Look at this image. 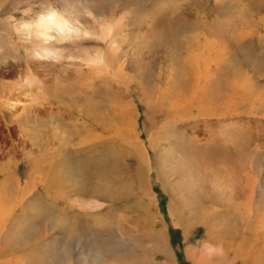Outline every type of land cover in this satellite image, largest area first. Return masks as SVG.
I'll return each instance as SVG.
<instances>
[{"label":"rangeland","instance_id":"obj_1","mask_svg":"<svg viewBox=\"0 0 264 264\" xmlns=\"http://www.w3.org/2000/svg\"><path fill=\"white\" fill-rule=\"evenodd\" d=\"M153 1L156 0H0V108H2L0 131L2 137L7 138L5 143L0 141V146H2V148L0 147V161L5 167L9 166L8 173L10 174L5 178L0 173V187L2 179L7 180L4 181L5 188L0 189L4 191H0V199L2 202L4 201L0 206L3 204V207H8L9 212L5 219L7 221H4L7 225L10 217L21 215V221H18V226L16 225L14 233L10 234L8 242H0V260L2 262L6 263L12 260L16 256L15 252L21 251L24 254H29L36 251L38 245L48 246L47 240H43L47 224L60 220V218L68 221L72 231L77 230L79 220L85 219L87 228L97 238L98 230L95 222L92 221L93 206H90L91 198L95 195L102 196L107 202L104 211H102L107 216H114V219L117 216L115 213L119 214L125 211V214H130L127 221L131 224L130 226L138 220V223H144V218L141 215L143 207L140 196L143 191H139L138 185L142 174L147 173L145 169L149 170L150 167V172L144 182L147 183L146 189L149 188L147 190L155 197V201L151 200V206H148V210L152 214L156 212L158 215V218H154L152 222L155 227H153L154 231L160 234V238H163L164 229H156L164 226L177 264H192L186 256V245L197 244L204 238L205 230L195 226L186 232L187 229L183 228V225L177 226L176 218L170 211V203L173 200L174 208L179 209L186 221L188 214L186 211H191L190 207L186 205V198L188 199L186 184H189L190 176L203 178L204 183L201 182L203 185L201 190L207 193V179H212L213 175L218 173L219 166H206L201 171L190 170L191 175L188 176L186 172V153L188 154V152L186 151L190 148L186 146L192 132L198 131V134H204L205 139L208 135H216L214 140L210 141L213 149H218L216 152L221 153H214L218 155L215 156L216 161L224 167L226 164V167H230L229 170L233 168L232 176L236 180L249 161L254 158L252 161L255 166L254 170L259 176L257 193H264V0H221L218 8L215 0H160L163 1L165 7H168V10L160 13L159 22L157 20L155 23V27L158 25L157 34H159H156L155 40L150 43L149 50L147 49L146 54L143 55L145 59L142 60L139 55L135 54L140 34L144 31L141 19L145 7ZM67 8L82 13L83 17L80 20L82 28L62 41L60 60H51L44 65V69L50 72L52 77L57 76L60 79L51 82V87L46 90L45 95H41L38 106L18 112H14L13 109L5 111L6 107L2 106L4 101L8 102L19 97L21 89L14 87L9 92H5L2 87L6 83L14 81L17 72L34 68L39 63L32 55L35 46H32L30 39L23 34L26 32L23 30L24 25L30 23L32 19H37L46 10L63 16L64 11L68 10ZM121 11H128L127 13L131 14L126 15L124 27L117 33L115 42L120 50L118 52L120 64L126 72L134 77L131 82L128 85L97 82L87 90L78 86L68 89H63L61 86L54 88L53 85L59 86L68 78H72L74 72L70 66V56H91L98 48L104 49L107 46L108 39H98L95 34L105 33L107 24L119 16ZM218 12L223 16L219 17ZM138 14L141 17L136 16ZM137 17L141 19L138 20ZM224 21L228 22V26L223 24ZM33 30L34 27L30 31ZM86 30L90 34H87ZM235 33L237 36L234 38ZM213 36H215L216 43L223 44L227 49L225 52L227 58L221 60L222 70L218 75L220 79L218 85L215 84V89L212 90L208 84L201 88V83L203 84L204 80L201 82L198 80L199 69L196 66L203 64L198 58V55L202 53L193 52H196L197 49L201 50L207 56V63L216 62L218 54L215 43V46L201 47V43L205 42L204 39H211ZM120 41L122 43H119ZM204 48H211L215 52H204ZM137 62L139 64H136ZM76 67L82 68L83 66ZM183 69L185 70V80L180 77ZM234 76L246 84L241 86V84L230 83ZM172 80L177 83L176 89L172 86ZM244 88L248 91L245 92ZM201 91L212 94L209 96L210 101L199 97L198 94ZM149 96L153 98H149ZM248 96L252 98L249 99ZM144 98L149 101H143ZM64 99L73 101L74 104L69 103L68 100L66 103L63 101ZM89 99L93 100L90 102ZM153 99L158 101L157 104ZM170 99L184 107H177L175 111H172L170 106L173 101ZM186 100L189 103L188 108H186ZM85 101L88 102L87 105H85ZM63 102L66 103V106ZM162 102L165 104L163 105ZM118 104H121L124 111L120 109V106H116ZM167 104L169 105L167 106ZM210 106L217 108L218 113L213 117L206 115L208 110H211ZM79 108L80 111L82 110L81 112ZM134 108L135 114L129 112ZM85 112L93 113V122L91 119L83 120L81 116L85 118ZM186 112L190 115L186 116ZM130 113L134 117H131ZM122 115L126 116L121 120ZM125 119L124 135L118 133L116 128L122 127ZM71 121H74L75 124L78 122L77 130L72 128ZM26 123H29L32 129L36 126L34 129L36 133L30 136L32 145L29 144L28 139L22 141V136L18 135V126ZM86 124L87 126H85ZM53 125L56 126L54 132ZM82 127L87 128L84 130ZM11 130H15V132L13 133ZM224 130L225 132H222ZM56 131L59 135L65 134V140L61 145L55 141L60 137ZM98 133L101 134L99 139L104 141L96 146L92 143L94 137L91 136L99 135ZM229 133L230 137L225 140L229 142L231 136L234 135L232 146L227 143V148H225L226 146L221 144L218 134L229 136ZM103 137L104 139H102ZM35 138L36 140H34ZM191 140L196 145L199 144V141H194L193 138ZM201 145L204 146V144ZM197 146L200 147V145ZM181 147H183V151H181ZM225 149L226 152L222 153ZM145 154L150 161L142 159ZM183 154L185 157H182ZM63 166L64 171H67L66 174L71 172L68 184L75 182L77 193L81 191L80 186L83 185V192H79L82 194L80 195L83 211H78V206H68L71 203L70 199L64 198V196L60 198L59 194H55L59 179L54 177L50 180V177L54 174L55 167L59 171ZM222 175L224 174L220 176ZM24 181H28V187L25 190L21 188ZM61 182L67 183L66 180ZM63 188V191L72 192L67 186ZM28 190L29 192H27ZM172 191L173 194L180 192V197H178L179 193L173 197ZM23 192L25 193L23 194ZM205 193L201 196L202 200L205 199V196L207 197ZM28 197V203L36 213L35 215H38V220L23 216L25 206L22 202H25ZM262 198L257 197L258 211L264 204ZM107 205H110L111 210ZM110 211L111 213H109ZM178 214L180 213L178 212ZM230 214L232 221L235 215L232 212ZM137 215L138 217H136ZM253 221L256 225V217L251 218V223L254 225ZM90 224L91 226H89ZM22 226L29 230L26 234L22 233ZM6 227L2 229L0 241H2ZM79 233L80 231L77 230V237ZM186 233H189L187 238ZM69 238L70 232L59 246L62 256L64 255L63 264L67 262L66 249ZM11 239L14 244H11ZM97 239L102 244V233ZM108 239L105 237V240ZM112 243L113 240L109 239V247ZM3 256L4 258H2ZM154 259L161 261L164 258L162 254H156Z\"/></svg>","mask_w":264,"mask_h":264},{"label":"bare ground","instance_id":"obj_2","mask_svg":"<svg viewBox=\"0 0 264 264\" xmlns=\"http://www.w3.org/2000/svg\"><path fill=\"white\" fill-rule=\"evenodd\" d=\"M215 3H216L217 8H218V6L221 4V0H215ZM66 6L67 7L69 6L67 4V2H66ZM131 6H133V5H131ZM145 6H143V7H145ZM134 7H135V5H134ZM167 10H168V7H165L163 5V1L156 0V1H153L151 4H148L145 7L143 15H142V19L139 18V19L143 20V21H141V25H142V27H144V31L142 34H140V41L137 44V49H136L137 53H135V54L139 55V57L142 60L145 59V56H143V55L146 54L147 49L149 50L148 47L150 46V43H152V41L155 40L154 37L156 36L157 29H158V25L155 27V23L157 20H158L157 22H159L160 13H162L163 11H167ZM125 11H126V9H125ZM132 11L134 12V10H132ZM127 12H122L119 16L113 18L107 24L106 30L105 31L103 30L105 33L95 34L96 38H98V39H106V40L108 39L107 40L108 44L104 49L103 48H98L97 50L95 49L96 50L95 53L91 56H78V55L70 56V58H71L70 66H71V69H73L72 72H74L73 76H72V78H68L65 82H63L59 86L53 85L54 88L61 86V87H63V89H68V88H72L73 86H78L81 89L87 90L89 88H92L95 85V83H97V82L101 83V84L102 83H111V84H116V85H128L131 82V80L134 77L130 73L126 72L123 69L122 65L120 64V54L118 53V52H120V50L117 48V45H116L117 42H115V39L117 37L116 35H118L117 33L121 29H123V27H124V21H125V18L127 17L126 15L131 14V13H127ZM218 15H219V17L223 16L222 13L220 14L219 12H218ZM136 16L141 17V15H139V14ZM82 17H83L82 13H80L77 10H75V11L72 10V8L65 10L63 16H60L53 11H47L46 10V11H44V13H41L37 17V19H32V21L30 23L24 25L23 30H25L26 32L23 34H25V36H27L30 39L32 46H35V48L32 51V55L35 57V59H37V61L39 63L38 64L36 63L37 65H35L34 68L33 67L31 69L27 68L26 70H24L20 73L17 72L15 80L12 82L6 83L2 87V89L5 92H9V90L14 88V87H16V88L20 87V89H21L19 97H17L14 100L8 101V102L4 101V104H2V106L6 107L5 111H11V109H13L14 112H18L20 110L24 111V110H27L31 107L38 106L40 104L39 99H41V95L42 96L45 95L46 90L49 87H51L50 86L51 82L52 81L54 82V81L60 79L57 76L55 78L52 77L51 73L44 69V65H45V63L50 62L51 60H60V55H61L60 47H62V45H63L62 41L64 39H67V37L72 36L73 33H76V32L81 30V28H82L81 22L82 21H80V20L82 19ZM31 18H33V17H31ZM137 19H138V17H137ZM223 24H225V26H228L227 21H224ZM31 25H32V27H31ZM138 26H140V24ZM33 27H34V30L30 31ZM142 27H140V28H142ZM87 28H85V29H87ZM88 31H90V30L88 29ZM88 31L86 33L90 34ZM139 31H141V30L139 29ZM233 36L235 38V36H237L236 33ZM214 37L215 36H213V38H211V39H208V38L204 39L205 42L201 43V47H208V46L211 47L215 43V45L217 47V54H218L216 62L207 63V56H205L201 50L197 49L196 52H193V53H202L201 55H198L199 56L198 58H200V60H201L200 62H202L203 64L196 66L199 69V72L197 73V75H199L198 80L200 82L204 80L203 84L201 83V88L208 84V86L211 87L212 90L215 89V84L218 85V82L220 79V77L218 75L221 73V70H222L221 60L223 58H227V56L225 55V52L227 51V49L225 48V46H223V44L221 45L219 43H216ZM243 37H245V36H243ZM91 38H92V36H91ZM100 41H103V40H100ZM119 43H122V42L120 41ZM204 52H215V51H213L211 48L210 49L206 48ZM41 61L43 63H40ZM139 63H140V61H139ZM139 63L137 62L136 64H139ZM76 66H83V67L80 68V67H76ZM38 68H40V69H38ZM232 70H233V68H232ZM182 71H183V73H182ZM182 71H181L180 77L182 80H185L186 79L185 78V70L183 69ZM192 72H193V70H192ZM169 75H171V74H169ZM175 79H176V77H175ZM135 81H136V79L134 80V84H135ZM172 81H173L172 86L174 87V89H176L177 83L174 82L175 80H172ZM230 83L241 84V86H242V84H246L239 79L237 80L236 76H234V78L231 80ZM138 88L140 89V86ZM53 91H55V90H53ZM205 91H206V88H205ZM244 91L247 92L248 90L244 88ZM78 92H79V90H78ZM168 92H170V91H168ZM168 92H167V94H168ZM171 92H172V90H171ZM193 92H195V91H193ZM178 93H180V92H178ZM198 93H200V92H198ZM143 95H145V94H143ZM168 95H170V94H168ZM198 95H199V97H201V99L203 98L205 101H208L209 96H211L212 94H207V93L201 91V93ZM225 95H226V93H225ZM250 96H251V94H250ZM250 96H248L249 99L252 98V97L250 98ZM151 97L152 96H149V98H151ZM239 97H241V96H239ZM86 98H88V97H86ZM155 98H157V97H155ZM169 98H171V97H169ZM93 99H91V100H93ZM67 100L64 99L63 101L66 102ZM70 100H71V98H70ZM91 100L89 99L90 102H91ZM153 100L155 101V99H153ZM157 100H159V99H157ZM170 100L173 101V99H170ZM59 101H60V99H59ZM143 101L148 102L149 100L147 98H144ZM70 102L71 101H69V103ZM150 102H152V101H150ZM157 102H156V104H157ZM176 102L177 101H173L171 103L170 108L172 111H175L177 109V107H179V108L181 106L184 107V105H178ZM66 103H64L65 106H66ZM84 103H85V105H87L86 103H88V102L85 101ZM162 103H163V105L165 104V102H162ZM57 104H59V103H57ZM72 104H74V103H72ZM209 104L212 105V103H209ZM85 105H83V106L85 107ZM89 105H91V104L89 103ZM168 105L169 104H167V106ZM186 105H187L186 108H188L189 103H187V100H186ZM57 106H59V105H57ZM75 106H77V105H75ZM116 106H120V109L123 110L121 104H118ZM71 108H72V106H71ZM1 109L2 108H0V110ZM79 111H80V108H79ZM129 112H132L135 114L136 113L135 108H134V110L133 109L129 110ZM0 113H2V110ZM85 113H84L85 118L83 116H81L83 118V120L84 119H87V120L91 119V122H93L92 121V119L94 120L93 113L92 114L89 112H85ZM217 113H218L217 108L215 106H212L211 110H208L206 115L207 116L210 115L213 117ZM121 114H122V112H121ZM121 114H120V116H121ZM188 114L190 115V113L186 112V116H188ZM126 115H124V116L122 115L123 117H121V120ZM131 115H132L131 117H134L133 114H131ZM175 115H177V114H175ZM203 119H204V117H203ZM83 120H81V121L83 122ZM180 120H182V119H180ZM123 122H124V125L122 127L116 128V129H118V133L124 134V129H125L124 127H125L126 119ZM83 123L85 124V122H83ZM83 123H81V124H83ZM76 124H78V122H76ZM76 124L74 121H71L72 128H75V130H77ZM85 126H87V124ZM35 127L32 129L31 125H29V123H26L25 125L23 124L21 126H18V132H19L18 135H21L23 138L21 140L27 141V139H28L29 144L32 145L33 142H31L30 136H31V134L36 133L34 130ZM42 127H40V128H42ZM55 127L56 126H54V128H53V132L55 130ZM86 128H83V129L85 130ZM43 129H44V127H43ZM50 129H52V128H50ZM127 130H125V131L127 132ZM11 131H13V133L15 132V130H11ZM11 131H10V133H11ZM226 131L229 132L228 130H226ZM197 132L196 133L192 132L190 136H191V138L194 139V141H199V144H197V145H200V147L197 146L193 142V140H191V138L189 139V141L187 140L188 144L186 147L190 148L186 151V152H188V154L186 153V166H187L186 172H187L188 176L191 175L190 170L201 171L206 166H214V165H217V166L219 165L217 168L218 169V173H217L218 176H220L221 174H224V175L218 177L216 174V175H213L212 179H207V186H206V188L208 187L207 193H205L206 191L202 192L203 190H201V188H202L201 186H203L201 184V182L203 181V183H204V179L203 178L200 179L198 177H193V175L190 176L189 184H186V187H187L186 192H188V199L186 198V205H188L190 207L191 211H186L188 213L186 216V221L184 220L185 218L182 215V213L179 211V209L174 208L173 200H172V203H170V207H171L170 211H171V214L176 218L177 223H175V224L177 226H179V224L183 225L184 226L183 228L187 229L186 232H189V230H192L193 228H195V226L202 227L205 230L204 238H202L200 241H198L197 244L186 245V256H187L188 260L192 264H264V204L261 207L262 209L260 211H258V209H257L258 208L257 197H263L262 199L264 200V193L263 192L261 194L257 193V191L259 189V176H257V174L254 170L255 166H254V163L252 162L254 160V158L252 157L253 158V160L251 159L252 161L248 160L249 163L247 164V166L243 170V172L240 173L241 175H240V177H238V180H236L232 176L233 168H232V170H229L230 167H226V164L224 167V166H222V164H218V162L216 161L215 156H218V155H215L214 153H219V152H216L218 149L214 150L213 146L210 145L211 139L213 141L214 138L216 137V135H213V136L208 135L207 139H205V137H204L205 135L203 133H202L203 135H200ZM222 132H225V130ZM45 134H47V133H45ZM56 134H58L57 131H56ZM63 135L61 133V135H59L60 136L59 139L55 140L59 145H61L62 141L65 140V134L63 133ZM218 135L220 137L221 144L226 146L225 148H227V143L229 144V146H232V142H233L232 137L234 135L231 136L229 142H227V140H225V139H228L230 137V133H229V136H226V135L221 136L220 134H218ZM227 135H228V133H227ZM54 136L55 135H53V137ZM79 137H80V135H79ZM91 137L92 138L94 137V141H92V143H94V145H96V146L98 145V143H102L104 141V140L99 139V137H101V134H99V135L96 134V136H91ZM196 137H198V139H196ZM0 138L2 139V140L0 139V141L1 142L3 141L2 143H5V139H7V138L5 137V139H4V137H2L1 131H0ZM46 139H48V138H46ZM66 139L68 141V138H66ZM102 139H104V137ZM34 140H36V138ZM86 140H88V139H86ZM91 140H93V139H91ZM201 144H204V146H202ZM0 147L2 148V146H0ZM218 147H220V146H218ZM92 148H93V146H92ZM182 148L183 147L180 148L181 151H183ZM220 149L222 150L221 147H220ZM135 151L136 150L134 149V152ZM224 152H226V149L222 153H224ZM131 153H132V151H131ZM219 154H221V153H219ZM182 157H185L184 154L182 155ZM142 159L144 161H146V160L150 161V159L147 157L146 154H145L144 158L142 157ZM64 166L61 167V169L59 171H57V169L55 167L54 168V170H55L54 174L51 175V177H50V180H52V178H54V177L59 179L58 189H56L55 194H59L60 198L64 196V198L70 199L71 203L68 202L69 203L68 206H71V207L78 206L77 210L83 211L84 208L81 209L82 204H83L81 201L82 200V198H81L82 194L81 193L83 192V188H82L83 185L80 186L81 191H78V193H77V188H76L75 182H73L72 184L71 183L68 184V180H70L69 175L71 173L70 172L71 170L69 171L70 172L69 174H66L67 171L66 170L64 171ZM8 167H5L4 164H2L0 161V173H2L3 177L10 175L8 173V170H9ZM199 167H202V168H199ZM243 167H244V165H243ZM65 169H66V167H65ZM222 169H223V172H222ZM145 170L147 171V173L142 174V176L139 179V185H138L139 189H140L139 191H143V193H141L140 196H141V200H142L141 206L143 207L142 208L143 214H141V215H142V218H144V221H143L144 223H138L139 220L137 219L138 221H136L135 224L132 223L133 225L130 226L131 224H129L127 222L129 220L130 214H125L126 213L125 211L124 212L122 211L119 214L115 213V215H117V216L114 219H113L114 216L113 217L111 215L107 216L105 214V212L102 213V211H104V207L106 206L105 203H107V202H105V199L102 196H100V195L96 196L95 195V197H93V198L90 197L92 199V203L90 202V206H93V212L92 213L94 214V215H92V221L95 222L96 229L98 230V237H100V235L102 233V238H103L102 244H101V241H99V239H97L98 237L96 238L94 236V234L89 231V229L87 228V224H86L87 222H85V219L82 218L77 223V230L80 231V233L78 234V237H77V235H76L77 230L72 231L69 227L68 221L67 220H61V218H60V220L51 221L47 224L46 232H44V234H43V240H47L48 246L38 245L36 251H34L35 253L31 252L29 254H24L21 251L15 252L16 256L12 260H10L6 263L4 261H3L4 262L3 263L0 260V264H63L64 255L62 256V253L60 251L59 246H60L61 242L63 241L64 237L69 232H70V238L68 239V242H67V249H66V251H67V256H66L67 262L65 264H177L173 249H172V247L168 241V238H167V231H165V227L163 226L160 229H158V228L156 229V230L164 229L163 230V234H164L163 238H160V234L154 231L155 227H154V224H152V222L154 221V218L155 219L158 218V215L156 214V212H153V214H152L148 210V206L150 205L151 200L155 201V199H154L155 197L153 195H151V193H149V190H147L149 188L146 189L147 183H145L146 182L145 177H148L147 174H148V172H150V167H149V170H147V169H145ZM5 178L2 179V184H1L0 189L5 188V184H4V181L6 180ZM65 180L67 183L61 182V181H65ZM71 180H73V179H71ZM19 182L17 183L18 185L20 184ZM30 184H31V181H30ZM48 184H50V183H48ZM55 185H56V183H55ZM65 186L69 187L72 190V192L63 191L64 190L63 187H65ZM27 187H28V181H24V185H22L21 188H24V190H25ZM141 189H143V190H141ZM1 192H4V191H1ZM27 192H29V190ZM47 192H49V191L47 190ZM79 192H81V193H79ZM24 193L25 192H23V194ZM177 193H179L178 197H180V195H181L180 192H177ZM177 193L173 194V191H172L173 197H175V195ZM203 193H205L207 195V197L205 196L204 200L201 199V196L203 195ZM27 195H28V193H27ZM61 201H62V199H61ZM139 201H140V199H139ZM1 202L2 201L0 199V204H1ZM28 202H29V197L26 199L25 202H22V204L25 206L23 209V213H24L23 216L24 217L27 216L29 218L32 217L35 220H38L37 219L38 215L37 216L35 215L36 213L31 209V206L29 205ZM2 205L0 206V235L2 234L3 227H5V226H7V227H6V231L3 232L4 234L2 236V241H0V242L1 243L2 242L7 243L8 239L11 237L10 234L14 233L16 227L18 226L17 224L21 218V215L20 216L14 215V218L10 217L9 223L7 225L6 223H4V221L5 222L7 221L5 219L7 217L8 212H9L7 210L8 207H6V206L3 207ZM107 206H108V209L111 210L110 205H107ZM178 212L180 214H178ZM230 212L234 213V215H235V217L232 221L230 218V215H231ZM109 213H111V211ZM63 214L62 215L65 216V213H63ZM66 216H67V214H66ZM136 217H138V215ZM254 217H256V223H257L256 225L254 222L255 220L253 221L254 225L251 223V218H254ZM116 219H117V222H116ZM124 225H125V227H123ZM24 226H25V224H24ZM24 226H22V233L26 234L29 230H26ZM89 226H91V224ZM75 228H76V226H75ZM188 234L189 233H186V238L188 237ZM105 237L109 238L110 240L111 239L113 240L111 247H109V245H108L109 239L105 240ZM161 237H162V235H161ZM34 241H35V239H34ZM11 244H14V243H12V239H11ZM99 244H101V245H99ZM109 250H110V252H108ZM156 254H162L164 259L161 261L157 259V261H156L154 259V255H156ZM2 258H4V256ZM0 259H1V255H0ZM37 261H39V262H37Z\"/></svg>","mask_w":264,"mask_h":264}]
</instances>
